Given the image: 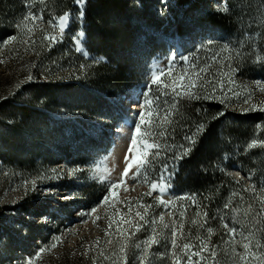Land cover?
<instances>
[{"label":"rangeland","instance_id":"rangeland-1","mask_svg":"<svg viewBox=\"0 0 264 264\" xmlns=\"http://www.w3.org/2000/svg\"><path fill=\"white\" fill-rule=\"evenodd\" d=\"M0 1V264H264V121L246 171L232 168L249 188L220 214L226 242L208 239L206 208L172 176L202 132L181 126L182 103L264 111V0H147L162 27L140 16L119 56L130 84L99 71L108 61L88 44L89 0ZM205 9L233 29L199 27ZM146 37L165 40L152 56Z\"/></svg>","mask_w":264,"mask_h":264},{"label":"trees","instance_id":"trees-1","mask_svg":"<svg viewBox=\"0 0 264 264\" xmlns=\"http://www.w3.org/2000/svg\"><path fill=\"white\" fill-rule=\"evenodd\" d=\"M16 1L19 3L20 0ZM58 1L61 6L65 3L72 5L75 0ZM129 1L89 0L84 10L88 24L89 47L96 56L104 57L108 61V64L100 66L99 71H105L104 73L108 77L110 76L115 82L116 80L122 81L123 84L131 83L129 80L132 79V76L127 77L130 70L127 63L130 60L124 58L121 62L119 56L120 53L123 54L130 49L132 33L139 30L144 24L147 29L152 28L157 31L162 27V22L155 23L156 10H152L146 4L147 0H139L141 11L138 10L136 4L132 5ZM192 3L193 0H177L176 7L177 9H186ZM0 6H4V1H0ZM141 15L148 18L146 23L140 26ZM176 16L177 14L174 15V17ZM202 16V20H197L199 27H209L223 32L233 29L231 25L234 24V18H224L222 13L218 15L212 13L210 9H205ZM176 22L179 24L176 29V34L179 37L190 33L180 25L179 21ZM0 31L6 33L5 29H0ZM153 38L146 37L145 46H147L149 56L153 55L155 49L160 48L163 41L165 42L164 39ZM249 66L248 61L242 63L241 68H243L244 74L251 71ZM44 85H40L39 90L36 91H49L50 85H47L49 87ZM15 109L20 111L23 116L31 114L25 106L16 105ZM179 116L182 127H188L192 121H196L202 125V132L196 137L186 154L180 158L179 164L173 172L175 188L178 191H185L188 197L206 208L209 220H211L206 236L215 244L224 243L229 235L227 224L221 220L220 214L223 213L229 198L236 194L246 195L249 188L248 180L238 178L232 173V168L241 164L239 168L244 172L246 169L242 167L246 168L250 165L249 158L255 154L257 148L249 150V146L257 130L256 126L264 121V111L252 109L246 112L230 111L228 113L225 111L223 101L210 100L202 103L192 101L181 104ZM178 131V134L174 136L176 143L183 142L180 131ZM235 259V256L230 254L226 257V264H231Z\"/></svg>","mask_w":264,"mask_h":264}]
</instances>
